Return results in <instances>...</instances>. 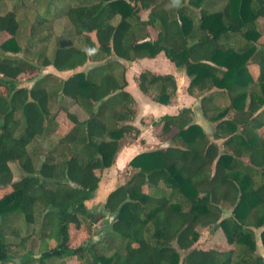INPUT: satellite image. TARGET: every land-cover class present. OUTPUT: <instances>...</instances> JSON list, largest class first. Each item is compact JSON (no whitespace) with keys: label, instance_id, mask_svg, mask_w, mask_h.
<instances>
[{"label":"trees","instance_id":"16d2710c","mask_svg":"<svg viewBox=\"0 0 264 264\" xmlns=\"http://www.w3.org/2000/svg\"><path fill=\"white\" fill-rule=\"evenodd\" d=\"M14 1L42 7L30 40L50 26L39 37L38 62L22 53L16 10L0 12V264H17L14 252L34 234L57 242L38 257L26 251L18 264H67V258L74 264H264L258 245V234L264 245V0ZM62 17L71 27L49 56L51 25ZM160 53L185 70L187 92L214 135L190 106L154 121L167 144L130 161L132 176L105 204L115 219L104 237L74 245L71 227L90 237L105 217L85 200L113 170L123 138L140 133L131 122L136 101L126 90V70L137 58ZM41 68L48 72L32 86L18 83L20 74ZM136 82L156 102L176 100L172 73L146 69ZM65 98L88 117L69 112ZM55 104L73 125L44 150L42 138L54 133ZM12 164L21 170L17 179ZM214 230L223 235L221 244L195 246ZM112 241L122 249L102 253Z\"/></svg>","mask_w":264,"mask_h":264},{"label":"rangeland","instance_id":"374dc122","mask_svg":"<svg viewBox=\"0 0 264 264\" xmlns=\"http://www.w3.org/2000/svg\"><path fill=\"white\" fill-rule=\"evenodd\" d=\"M3 2H4L3 9L0 12H4L6 10L13 9V10H16L17 15L19 17V20H20L19 40H20L21 46L24 47V50L22 53L27 58L40 62L41 58L39 56V52H40V48L43 46V43L40 41L39 37L43 34L49 33V31L47 30L48 29L47 27H49L50 24L47 23V24H45V26L41 30H38V37L32 36V40H30L29 37H31L30 31L32 29V24L34 23L35 18L38 15V13L42 7L39 6V7H31V8L29 7L28 8V7H25L24 5H16L14 0H3ZM28 3H31V2L28 1ZM45 3H46V0H45ZM44 8H46V6ZM42 11H44V9H42ZM147 13H148V11H142L141 16L143 18H147ZM114 22H117V19H114ZM70 27H71V25L69 23L68 17H62V18H59V19H56L53 21V23L51 25V30H52L51 38L48 41V43H46V48H45V51L49 56H52L55 47L60 42V41L58 42L57 36L60 35L63 31L70 29ZM150 32H151L152 37L156 36V30L150 28ZM92 35H94L93 32H92ZM73 43H78L77 39H75L73 41ZM136 64H137L136 66L139 67L138 69H145L147 66H150L153 68L158 67V69H161L162 71H165V72L171 71V73H175V72L179 71L177 69V66L172 62H169V64H167V65H165L163 62H160L157 65V67H155L154 64H152V62H149L147 60V58H141L140 60L137 61ZM133 65H134V63H133ZM169 65L172 66L171 69L168 68ZM136 66H135V68H136ZM109 67H110V65L108 64L102 68L107 69ZM106 69H104V70H106ZM128 69H129V67H128ZM179 69H183V68H179ZM100 70L102 71L101 68H100ZM46 72H48L47 68H45V69L41 68L39 70L28 71L26 73L20 74L18 77V83L20 85L32 86L39 78H41L42 76L47 74ZM178 76H179L178 80H180V83H181L180 84L181 88L178 89V92H179L178 96H177L178 97V104H176V105H179L180 102L184 103V105H189V106L193 105V108L197 112L198 107H199V106H197V108H196V105H197L196 101L197 100H196V98H194L193 96H191L187 93V90H186L185 85H184L185 83H186V85H188V82H189L188 77L186 80L185 79L186 77L182 78L180 75H178ZM49 78H51V77H49ZM126 89H128V85L126 86ZM0 90H1V88H0ZM149 97L151 98L150 95H149ZM137 99L139 100V105L141 106L140 107L141 110H143L144 109L143 106H145V104H144L145 100L146 101H149V100H147V98H144L142 95H138ZM65 102H66V104H68V111L75 114L79 120H84L88 117V112L82 105H79L75 102L73 103L68 98H65ZM136 105H137V103H136ZM53 107H54L53 110L55 111L57 108V104L53 105ZM140 108H139V110H140ZM68 111H65L62 109L57 111L56 119L54 120L55 124H52V129H54V133H53L52 137H51V135L48 134L44 138H42V145H43L44 150H46V148L48 146L52 145L53 143H56L59 136L66 133L72 127L73 122L68 118V115H67ZM137 114H138V116L141 115L139 112ZM157 115L156 116L154 115V117H157ZM196 121H198V123L202 124L204 130L209 135H211V136L214 135L213 134V130H214L213 124L211 122H209L206 119V117H204L201 114V112L196 113ZM136 122L138 123L139 120H136ZM143 124H144V126L145 125L147 126V129H145L147 131L144 133V138L142 139L143 145L147 146L148 148H155V147L160 146L162 141L164 140V138H160V140H159L157 137L158 136L157 134L159 132L160 127L154 126L152 124V117L149 118L147 121L143 120L140 125L143 126ZM263 135H264V128H263ZM156 137H157V139H156ZM137 139L138 140L140 139L139 134L136 136L128 135L125 138H123V141H124V143L128 144V143L136 141ZM123 141H122V143H123ZM135 144H136V142H135ZM137 145H139V144L137 143ZM120 149H121V146H120ZM120 149H119V151H120ZM119 151H118V153H119ZM122 162H124V161H122ZM12 167H13V170L15 172L14 177L17 179L20 175L19 173L21 172V170L17 166V164H12ZM212 169H211V172L213 171ZM116 171H118V173H120L118 169ZM133 172L134 171L132 170V168L123 169L121 171L122 176H120V181H118V183L123 181V180H127L128 178H130L132 176ZM113 175L115 176V174H113ZM113 175L111 174V176H109V177H112ZM102 180H103V184H104V181L105 180L107 181V176H104ZM106 181H105V183H106ZM110 184H112V186H116V183L114 184L111 182ZM104 186L106 187L107 185H104ZM162 186H163V188L164 187L167 188V185L164 183H162ZM99 209H100V207H99ZM105 220H106L105 217L100 218L98 220V222L95 224V227L102 229L104 227L103 225H104ZM213 229L214 228H212V230ZM25 233L23 232L24 235H27ZM70 236H71V242L74 245H80V244L90 245L92 242L90 240L91 238L96 239L98 241H100V239L102 238L101 232H95L94 229H93V231L89 237L86 234L78 233L77 231L72 229V227L70 228ZM256 236H257V234H256ZM223 240H224L223 235L219 231L214 230L212 235L207 234V233H202L200 236V239L197 241V243H195V246L207 248L209 245H212V244L214 245L215 243L221 244V242H223ZM258 240H259L258 243L260 244V246H259L260 252L262 253V255H264V245H263L262 241L259 239V234H258ZM17 241H18V239H17ZM56 242L57 241H56L55 237L54 238L48 237L45 240L41 241L40 238L34 234L27 239V244L23 248V250H21L19 253L14 252L16 255L14 259L18 264L21 260V256L28 250H32V252L35 254V256L38 257L42 250L50 248V246L54 245ZM121 247L122 246H121L120 241H112L111 243H109L108 247H106L104 249L102 248V250H100V251L102 253L109 254L116 249H122ZM66 261H67V264H74V262H72V260H70V258H67Z\"/></svg>","mask_w":264,"mask_h":264},{"label":"crops","instance_id":"0c3cea01","mask_svg":"<svg viewBox=\"0 0 264 264\" xmlns=\"http://www.w3.org/2000/svg\"><path fill=\"white\" fill-rule=\"evenodd\" d=\"M143 18V17H142ZM152 38H154V37H152ZM163 55V56H162ZM141 58H147V60L149 61V62H152V64H154V66L155 67H157V65L160 63V62H163L165 65H167V64H169V62H171L169 59H167L166 58V56L163 54V53H160V54H158L155 58H148V57H139V58H137L135 61H133L131 64H130V66H129V69H127L126 70V79L128 80L127 82H128V89H126L134 98H135V101H136V103H137V105H135V110H136V114L139 112L141 115H139L138 116V114L135 116V118L133 119V121H131L136 127H138L139 128V130H140V133H139V135H140V139L138 140H136V141H134V142H131V143H124V141H123V143H121L122 145H121V149H120V151H119V153L117 154V158H116V163H115V165L113 166V170L112 171H110L106 176H107V181H106V183H104V185H107L105 188H109L110 189V187H112V184H110L111 182L112 183H116V185H118V184H120V183H122V182H124V181H126V180H123V181H121V182H119L118 183V181H120V176H122V173H121V171L123 170V169H125V168H132L131 166H130V161L137 155V154H139V153H141V152H144V151H150V150H153V149H157V148H161V147H164L166 144H167V141H166V137L165 136H160L159 135V132H158V139L160 140V138H164V140L162 141V143H161V145L160 146H158V147H155V148H148L147 146H145V145H143V143H142V139L144 138V133L147 131V130H145V129H147V126L145 125L144 126V124H143V126H141L140 124L142 123V121L143 120H145V121H147L149 118H151L152 117V124L154 125V126H159L160 128H161V125L160 124H154L153 122L154 121H156V120H158L161 116H163V115H165V114H176V113H178L179 111H180V109L181 108H183L184 106H189V105H184V103H179V105H176V104H178V90H177V96H176V100L174 101V102H172V103H170V104H163V103H160V102H156V101H154L153 99H152V97L150 98L149 97V95L148 94H145V93H143L140 89H139V87H138V85H137V82H136V77H137V75L141 72V71H144V70H146V69H148V70H151V71H153V72H156V73H171V71H162L161 69H158V67L157 68H153V67H150V66H147L145 69H138L139 67H137L136 65V63H137V61L138 60H140ZM133 63H134V65H133ZM173 63V62H172ZM135 66H136V68H135ZM171 67L172 66H168V68H170L171 69ZM169 69V70H170ZM177 69L179 70V71H177V72H175V73H172L173 75H175V77H176V80H177V84H178V89L179 88H181L180 87V80H178V75H180L182 78H185L186 80H187V77H188V75L186 74V72H185V70H183V69H179L178 67H177ZM188 79H189V77H188ZM182 80V79H181ZM189 81H190V79H189ZM188 82V81H187ZM188 84H189V82H188ZM185 85V88H186V90H187V87H188V85H186V83L184 84ZM188 93V92H187ZM142 95L144 98H147V100H149V101H146L145 100V106H143L144 107V109L143 110H141V106L139 105V100L137 99L138 98V95ZM189 94V93H188ZM190 95V94H189ZM192 96V95H191ZM194 97V96H193ZM195 98V97H194ZM197 100V99H196ZM197 103V105H196V108H197V106H199L198 107V110H197V112H201V114L204 116V117H206L205 115H204V113H203V111H202V108H201V104H200V102L197 100L196 101ZM157 105H156V104ZM190 107H192V109H193V111H194V118H195V121H196V111H195V109L193 108V105L192 106H190ZM139 108H140V110H139ZM158 114V115H157ZM154 115L156 116L157 115V117H154ZM207 119V118H206ZM136 120H139V122L137 123L136 122ZM208 120V119H207ZM209 121V120H208ZM197 123H198V121H196ZM210 122V121H209ZM200 124V123H199ZM202 125V124H201ZM144 129V130H143ZM159 131H160V129H159ZM157 137H156V139H157ZM135 142H136V144H135ZM164 142V143H163ZM137 143L139 144V145H137ZM122 161H124V162H122ZM119 170V172L120 173H118V171H116V170ZM133 170V169H132ZM134 171V170H133ZM113 175V174H115V176L113 175L112 177H109V176H111V174ZM109 177V178H108ZM118 183V184H117ZM105 214V213H104ZM105 217H106V220H105V222H104V227L106 226L107 227V229L108 230H105L104 231V227L102 228V229H100V228H94V230H95V232H101V234H102V238L104 237V235L111 229V228H109V226H108V223L109 222H111L110 221V218L105 214ZM115 219V218H114ZM114 219H111L113 222H114ZM93 237V236H92ZM101 238V239H102ZM93 239V238H92ZM100 239V240H101ZM93 240H95V241H98V240H96V239H93ZM259 242V241H258ZM264 256V255H263Z\"/></svg>","mask_w":264,"mask_h":264},{"label":"water","instance_id":"95a60500","mask_svg":"<svg viewBox=\"0 0 264 264\" xmlns=\"http://www.w3.org/2000/svg\"><path fill=\"white\" fill-rule=\"evenodd\" d=\"M70 183L72 185H75V183L72 181H70ZM104 183H105V181H104ZM114 188H115V186L110 187V189L105 188V186L103 184V180H102L99 182V186L97 187V189L93 192L92 198L89 200H85V204L87 205V207L89 209L99 210V207H100V209L104 211V213L110 218V221H111L108 223L109 228H112V226H113V221L111 219L115 218V214L109 212L106 209L105 204L107 203L110 192ZM222 219H224V216H222L219 221H221ZM216 225H217V223L212 228H214ZM258 245L260 246V244H258ZM0 263H1V261H0Z\"/></svg>","mask_w":264,"mask_h":264},{"label":"flooded vegetation","instance_id":"af4514ba","mask_svg":"<svg viewBox=\"0 0 264 264\" xmlns=\"http://www.w3.org/2000/svg\"><path fill=\"white\" fill-rule=\"evenodd\" d=\"M105 218H106V217H105ZM105 230H108L106 226L104 227V231H105Z\"/></svg>","mask_w":264,"mask_h":264}]
</instances>
